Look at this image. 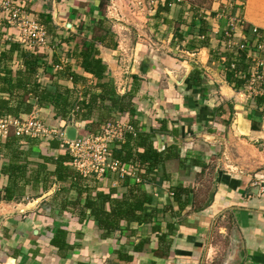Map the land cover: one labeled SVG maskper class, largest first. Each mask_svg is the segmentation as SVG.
I'll return each mask as SVG.
<instances>
[{"label": "crops", "instance_id": "1", "mask_svg": "<svg viewBox=\"0 0 264 264\" xmlns=\"http://www.w3.org/2000/svg\"><path fill=\"white\" fill-rule=\"evenodd\" d=\"M219 1L221 7H229L226 9L231 17L236 14L242 22L229 28L235 42H252L254 28L264 33V0ZM25 2L30 17L39 21L43 14L50 16L47 34L51 47L61 44L59 47L65 51L74 47L73 37L78 39L85 34L78 30L81 25L102 18L98 10L101 0ZM164 3L165 0H154L148 26L155 40L150 51L163 52L165 57L163 61L160 57V63L169 64L170 69L165 68L168 77L164 78V73L161 77L149 58H143L138 65L129 62L128 66L122 60L119 67L111 60L116 48L98 45V50L116 90L122 85L125 92L133 93V116L114 112L111 118L128 125L134 122L144 132L158 130L154 149L163 152L174 147L178 153L179 158L165 161L164 175L158 172L155 184L145 186L157 199L155 208L164 211L153 223L161 234L167 233L168 227L173 229L167 234L171 240L168 256L163 257L157 250L158 234L151 231L150 225L131 224L127 230L104 238L91 217L79 222L77 216L62 210L55 201H59L55 197L58 184L51 178L46 187H26L23 201L0 202V264H9L10 258L14 264H202L217 215L230 221L235 264H264V69L259 70L261 79L255 84L261 95H249L246 81L250 71L257 69L247 58L248 53L242 52L246 68L239 72L247 79H240L244 81L240 87L229 84L223 69L228 52L225 26L229 22L216 21L214 13L202 14L201 9L186 0H171L166 12H157V5L161 8ZM211 9H217L215 3ZM200 18L205 19L206 29ZM4 25L0 16V50L4 49L6 34L13 33ZM58 51L59 48L43 50L48 73L39 68L37 78L44 85L54 80L72 89L70 79L52 78L65 66L54 72V66L60 63ZM169 53L178 54L179 59L171 58ZM67 59L66 64L90 84L93 77L79 68L76 59ZM256 59L264 60V52L257 54ZM192 72L199 78V86L188 82ZM32 112L50 127L62 128L65 124L54 119L47 106L36 107ZM71 125H78L80 134L83 125ZM19 143L33 164L41 162V157L63 154L59 146L51 148L49 142L23 138ZM6 163V153L0 151V191L9 185L8 177L1 173ZM47 167L54 169L52 165ZM122 181L109 175L98 181L97 188L104 193L114 189L113 197L119 198L126 191ZM175 188L187 190V197L182 195L187 205L182 209L173 199ZM121 227L125 229L126 223ZM57 230L65 231L70 247L62 254L50 245ZM144 240L147 242L142 251H134V246ZM126 256L131 260H125Z\"/></svg>", "mask_w": 264, "mask_h": 264}, {"label": "trees", "instance_id": "2", "mask_svg": "<svg viewBox=\"0 0 264 264\" xmlns=\"http://www.w3.org/2000/svg\"><path fill=\"white\" fill-rule=\"evenodd\" d=\"M170 1L165 0L161 8L160 4L157 5V12H166ZM105 7V0H101L98 10L102 18L78 28L85 34L78 39L77 36L73 37L75 45L72 49L65 51L59 47L61 44H53L55 48H59L58 57L64 55L66 58L76 59L79 68L93 77L90 84L85 77L77 74L67 64L52 78L70 79L73 83L72 89L59 85L54 80L49 84H42L37 75L39 68H43L45 73L48 70V64L44 61L45 53L26 51L18 42L4 39V49L0 50V118L27 116L34 108L47 106L52 109L54 119L65 123L62 130L76 122L83 125L79 134L82 137L98 134L105 123L114 120L111 118V113L116 112L120 115L128 113L129 116H133V93L125 92L122 95L117 93L112 80L107 75V66L99 57L98 45L110 49L117 47V43L110 40L113 34L106 26ZM200 19L202 27L206 29L205 19ZM39 21L48 32L50 16L43 14ZM177 36L180 37V34ZM69 39L71 40L70 37ZM69 39L67 42L70 41ZM108 40L109 43H106ZM56 59L55 57L54 60ZM232 62L236 64L235 70L230 69ZM245 64L246 58L242 53H238L236 59L229 52L225 54L223 69L229 84L240 87L244 83L235 78L234 71H245ZM188 82L194 86H199L201 83L199 78L194 76V72L190 74ZM129 125L133 127L135 133H126L123 143L114 144L113 156L122 162L139 160L143 165L146 162L148 165L140 173V184H131L128 179L121 182V186L126 191L119 198L113 197L114 189H110L107 193L99 191L98 181L94 176H81L70 165L71 157L67 152L57 157H41V162L33 164L28 160L27 151L20 146L19 140L22 139L9 135L4 141L0 140V151H4L7 157V163L1 173L9 180V185L0 191V202L23 201V197H26V187L35 188L40 184L44 187L52 178L58 184L55 197L59 198V201H55L62 210L77 216L79 222H82L86 216L91 217L97 222V227L104 238L127 230L131 224L150 225L151 231L158 234L157 250L163 257L168 256L171 240L167 239V234L170 235L173 229L168 227L167 233L161 234L159 226L153 223V220L164 211L155 208L157 199L145 189V186L155 184L158 172H163L164 175L165 161L179 156L174 147L166 148L163 152L154 149L153 140L158 130L144 132L139 130L134 122H129ZM48 144L51 148H58L59 141L53 139ZM48 165H52L54 169L50 171ZM69 192H73L74 195L69 196ZM184 194L187 197V190L174 189L173 199L179 204L180 209L187 205V201H182ZM123 223H126L125 229H121ZM130 232L133 234L132 231ZM146 242L140 241L134 246V251H142ZM50 245L55 247L58 253L69 249L65 231L57 230L50 239ZM119 257L122 256L119 254ZM125 260H131V257L126 256Z\"/></svg>", "mask_w": 264, "mask_h": 264}, {"label": "built area", "instance_id": "3", "mask_svg": "<svg viewBox=\"0 0 264 264\" xmlns=\"http://www.w3.org/2000/svg\"><path fill=\"white\" fill-rule=\"evenodd\" d=\"M225 2V1H224ZM226 3V2H225ZM0 16L4 22V29L12 30L13 33L6 34L5 40H14L21 47L30 52L43 53V50H52L51 39L48 36L44 26L37 18L30 17L26 10L25 0H0ZM230 27L235 24H242L238 15L230 16ZM228 20V22H229ZM254 40L252 42L241 41L239 43L229 36L226 41V52H230L233 58L238 53H248V59L254 63L257 70L250 71L247 79L243 73L234 71L238 79H247L246 91L249 95H261L255 90V84L261 79L259 70L264 69V60H257V54L264 52V33L257 28L252 30ZM59 66H54V72L65 65L68 59L64 56L60 58ZM254 67V69H255ZM236 64L232 62L230 69L235 70ZM247 75V74H246ZM125 88L117 89L119 94L125 93ZM78 129V125H75ZM65 130V129H64ZM64 130L55 127H49L34 112L27 116L19 118H0V140L4 141L9 135L16 138H29L43 142H49L56 139L59 141V148L64 153L67 152L71 157L70 165L83 177L94 176L97 181L103 180L109 175L115 176L118 180L128 179L133 184H140V173L148 165H144L139 160H130L122 162L114 158L112 147L114 144L124 142L125 134H134L132 126L120 121L112 120L101 127V131L95 135H86L80 137L77 135L74 141H68L64 138ZM264 193V188L261 190ZM170 195H173L171 193Z\"/></svg>", "mask_w": 264, "mask_h": 264}, {"label": "rangeland", "instance_id": "4", "mask_svg": "<svg viewBox=\"0 0 264 264\" xmlns=\"http://www.w3.org/2000/svg\"><path fill=\"white\" fill-rule=\"evenodd\" d=\"M186 1L194 4L198 9H201L203 12L202 14H204V12H209V15L214 13L216 21H228L231 16L229 9H226L229 7H221L218 5L220 3L219 0ZM105 2L106 7L104 14L109 18L105 17L106 26L113 34V37H110V40L117 43L115 53H113L111 60L117 63L120 67L122 65V60L123 64L128 66L129 62H134L138 65L141 61L143 62V58H149L151 64L155 65V67H157L156 69L160 70L158 74L164 73L163 77L167 76L165 75V68L170 69L169 64L163 62L160 63V57L162 59L161 61H163L165 57V55L162 54L163 52L154 53L150 51V45L153 48L155 43V40L151 37L152 35L149 31L150 27L148 26L150 19H152L151 15L153 14L152 8L154 0H105ZM214 3L217 6L215 11L211 9ZM230 23L229 20V24ZM229 24H226L225 26L227 30V39L230 36L229 28L231 27ZM106 43H109V40ZM118 46H120L119 49ZM169 55L173 59H179L178 54L169 53ZM167 62H170V60ZM171 75L175 76L172 73ZM122 88L123 86L119 85V89ZM47 126L49 125L47 124ZM58 129L60 128L58 127ZM217 219L218 220L213 226L209 241L210 244L206 247L205 258L202 261V264H235L233 259L235 248L232 244L233 232L230 227V221L227 217L222 219L220 215H217Z\"/></svg>", "mask_w": 264, "mask_h": 264}, {"label": "water", "instance_id": "5", "mask_svg": "<svg viewBox=\"0 0 264 264\" xmlns=\"http://www.w3.org/2000/svg\"><path fill=\"white\" fill-rule=\"evenodd\" d=\"M78 135V129L74 125H69L64 130V138L68 141H74ZM27 210V209H26ZM24 212V210H23ZM15 260L13 258L9 259V264H14Z\"/></svg>", "mask_w": 264, "mask_h": 264}]
</instances>
